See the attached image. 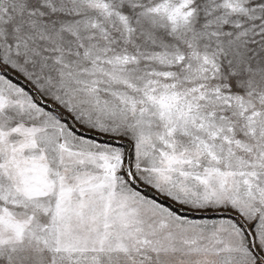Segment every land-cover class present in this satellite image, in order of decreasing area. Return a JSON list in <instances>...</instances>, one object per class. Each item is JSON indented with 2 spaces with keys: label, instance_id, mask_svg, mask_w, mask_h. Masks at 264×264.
<instances>
[{
  "label": "snow or ice",
  "instance_id": "obj_1",
  "mask_svg": "<svg viewBox=\"0 0 264 264\" xmlns=\"http://www.w3.org/2000/svg\"><path fill=\"white\" fill-rule=\"evenodd\" d=\"M0 264H264V0H0Z\"/></svg>",
  "mask_w": 264,
  "mask_h": 264
}]
</instances>
